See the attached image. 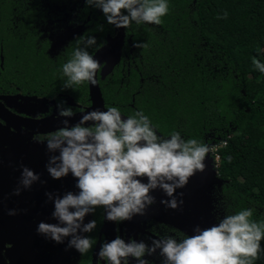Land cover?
I'll return each instance as SVG.
<instances>
[{
  "label": "flooded vegetation",
  "instance_id": "1",
  "mask_svg": "<svg viewBox=\"0 0 264 264\" xmlns=\"http://www.w3.org/2000/svg\"><path fill=\"white\" fill-rule=\"evenodd\" d=\"M134 24L124 29L119 59L113 69L103 76V71L110 67L108 61L113 60V55L107 56L101 59L96 74L103 103L97 109L117 107L124 118L134 114L138 90L134 91L133 73L137 74L138 87L144 82L139 70L143 55L134 47L131 33ZM85 34L97 40L96 46L87 49L92 56L118 35L103 13L87 7L85 0H0V264H98L100 245L117 236L126 242L134 239L150 246L152 239L163 235L183 239L184 235H194L196 227L206 229L224 218V211L216 203L225 181L219 178L210 152L204 161L205 170L196 172L185 187L174 193L177 209L161 203L171 199L161 189L150 193L155 203L147 208L193 227L190 234L156 220L146 210L144 215L128 221L109 222L102 207L85 217V224L95 220L97 227L92 233H82L96 241L84 255L68 248L70 238L57 244L38 234L40 222L57 223L52 218L54 205L46 194L63 196L69 191L78 192L77 181L71 174L60 180L50 177L46 170L50 154L40 142L63 126V118H57V103L66 102L76 111L77 115L70 120V124H75L80 112L89 111L96 100L88 83L75 91L63 89L61 78L62 65L76 47L83 46L76 39ZM153 127L161 137L170 138ZM22 166L38 174L40 181L31 189H22L17 196L13 193L19 187ZM10 210L17 214L10 216ZM145 259L150 264H162L163 258L157 251ZM129 264L137 262L129 258Z\"/></svg>",
  "mask_w": 264,
  "mask_h": 264
},
{
  "label": "clouds",
  "instance_id": "2",
  "mask_svg": "<svg viewBox=\"0 0 264 264\" xmlns=\"http://www.w3.org/2000/svg\"><path fill=\"white\" fill-rule=\"evenodd\" d=\"M85 4L100 10L107 23L116 29H128L133 23L159 26L169 12L168 0H85ZM227 17L225 11L217 19ZM76 41L83 46L75 48L61 69L63 89L74 91L85 83L95 85L100 68V62L87 50L97 45L95 37L85 34ZM134 47L143 50L148 43H136ZM252 64L264 74V63L253 58ZM56 111L57 118H63V126L40 142L50 154L46 170L54 180L71 174L77 181L78 192L69 191L63 196L47 193L54 205L52 218L57 223L40 222L37 232L57 244L70 238L68 248L81 255L96 243L90 236L82 235L97 227L95 220L84 223L87 215L102 207L109 222L142 216L155 203L150 193L156 189L171 198L161 203L177 209L174 193L185 187L196 172L205 170V158L215 147L194 138L185 140L179 132H172L170 138L161 137L142 110L127 118L122 117L117 107L81 111L75 124H70V120L77 113L66 102L57 103ZM228 160L231 162V157ZM144 179L147 183L142 182ZM39 181L38 174L22 166L19 187L13 194L19 196L22 189H31ZM8 214L17 213L10 210ZM194 232L179 240L163 235L152 239L150 246L134 239L126 242L117 236L100 245L98 264L100 261L129 264V258L137 264H150L145 257L157 251L163 258L162 264H255L264 252L261 248L264 221L254 220L251 209L225 215L218 224L206 229L196 227Z\"/></svg>",
  "mask_w": 264,
  "mask_h": 264
},
{
  "label": "trees",
  "instance_id": "3",
  "mask_svg": "<svg viewBox=\"0 0 264 264\" xmlns=\"http://www.w3.org/2000/svg\"><path fill=\"white\" fill-rule=\"evenodd\" d=\"M168 3L161 25L131 27L135 43H148L137 48L144 82L138 87L133 73L134 113L142 110L164 135L215 146L225 181L216 206L224 217L251 209L264 221V74L252 64L264 63V0ZM225 11L227 19H217ZM255 264H264V252Z\"/></svg>",
  "mask_w": 264,
  "mask_h": 264
},
{
  "label": "water",
  "instance_id": "4",
  "mask_svg": "<svg viewBox=\"0 0 264 264\" xmlns=\"http://www.w3.org/2000/svg\"><path fill=\"white\" fill-rule=\"evenodd\" d=\"M116 32L118 35L114 39L109 41L108 45L104 46L101 50H99L93 56L96 60H98L100 62L102 58L113 55V60L108 61V65L110 67L103 71V76L113 69V65L116 64L118 59H119V49H120V46L123 42L124 29H116ZM89 86H90V90H91L92 95L96 96V97H94V98H96V100H94L93 106L89 109V111H93L97 108H100L101 106L103 107V103H102V99H101V95H100L97 83L95 85L89 84ZM143 182L146 183V180L144 179ZM149 208L150 209H148V208L146 209V212L151 217L155 218L158 221L165 222V223H168V224H171L174 226H178L179 228H181V230H183L184 232H187L188 234H190V229H194L193 227L191 228L186 224L181 225L177 221H174V220H172L166 216H160L154 211V209L152 207H149Z\"/></svg>",
  "mask_w": 264,
  "mask_h": 264
},
{
  "label": "rangeland",
  "instance_id": "5",
  "mask_svg": "<svg viewBox=\"0 0 264 264\" xmlns=\"http://www.w3.org/2000/svg\"><path fill=\"white\" fill-rule=\"evenodd\" d=\"M259 57H260V58H264V46H263L262 49H261V52H260V54H259ZM253 92H254V87H253V84H251V85L248 87V93H249V95L251 96V95L253 94ZM212 151L214 152L215 149H213ZM212 151H211V153H212Z\"/></svg>",
  "mask_w": 264,
  "mask_h": 264
},
{
  "label": "built area",
  "instance_id": "6",
  "mask_svg": "<svg viewBox=\"0 0 264 264\" xmlns=\"http://www.w3.org/2000/svg\"><path fill=\"white\" fill-rule=\"evenodd\" d=\"M215 151H216V149H215ZM213 152V151H212ZM219 159V157L218 156H216L215 158H214V162H215V168L217 167V163H218V160Z\"/></svg>",
  "mask_w": 264,
  "mask_h": 264
}]
</instances>
